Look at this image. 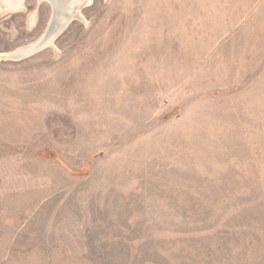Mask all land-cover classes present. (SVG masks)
Returning <instances> with one entry per match:
<instances>
[{
    "label": "rangeland",
    "instance_id": "374dc122",
    "mask_svg": "<svg viewBox=\"0 0 264 264\" xmlns=\"http://www.w3.org/2000/svg\"><path fill=\"white\" fill-rule=\"evenodd\" d=\"M11 4L0 264H264V0Z\"/></svg>",
    "mask_w": 264,
    "mask_h": 264
},
{
    "label": "bare ground",
    "instance_id": "6f19581e",
    "mask_svg": "<svg viewBox=\"0 0 264 264\" xmlns=\"http://www.w3.org/2000/svg\"><path fill=\"white\" fill-rule=\"evenodd\" d=\"M48 1L51 4L53 10V16H51L50 22L47 26V29L43 37L40 39L39 43L36 44V48L32 47V49H30L31 51L30 53L40 49L39 47L48 43L57 32L64 29L68 25V23L76 13V10L83 3L84 0H48ZM9 2L12 3L11 5H16V6L22 4V0H9ZM28 51H29L28 48H20L13 55L21 57V55L29 54L27 53Z\"/></svg>",
    "mask_w": 264,
    "mask_h": 264
},
{
    "label": "water",
    "instance_id": "95a60500",
    "mask_svg": "<svg viewBox=\"0 0 264 264\" xmlns=\"http://www.w3.org/2000/svg\"><path fill=\"white\" fill-rule=\"evenodd\" d=\"M52 16H53V13H52Z\"/></svg>",
    "mask_w": 264,
    "mask_h": 264
}]
</instances>
